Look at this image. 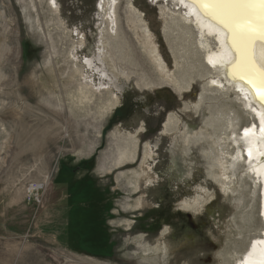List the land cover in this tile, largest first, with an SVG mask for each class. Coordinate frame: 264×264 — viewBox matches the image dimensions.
<instances>
[{
  "label": "rangeland",
  "instance_id": "1",
  "mask_svg": "<svg viewBox=\"0 0 264 264\" xmlns=\"http://www.w3.org/2000/svg\"><path fill=\"white\" fill-rule=\"evenodd\" d=\"M56 2L0 0V264H236L264 229L259 188L229 158L223 191L216 160L236 156L253 116L211 85L185 10L117 0L115 24L103 0ZM101 40L112 80L89 92L72 53L92 56ZM146 145L160 179L140 186ZM201 186L212 196L195 212Z\"/></svg>",
  "mask_w": 264,
  "mask_h": 264
},
{
  "label": "bare ground",
  "instance_id": "2",
  "mask_svg": "<svg viewBox=\"0 0 264 264\" xmlns=\"http://www.w3.org/2000/svg\"><path fill=\"white\" fill-rule=\"evenodd\" d=\"M105 1L106 0H103V2H101V8L104 9V4L110 5V9H113V15L110 13V19L112 23L117 24V19L115 17L117 0ZM159 1L169 2L174 0ZM175 1L185 10L183 19L190 22L198 33L197 42L199 46L205 50L204 63L209 66L214 73L210 79L211 85L215 88L228 87L229 89L232 88L235 90L238 98L246 107L245 109L251 113L248 112V114L253 116L251 123L243 126L238 138L234 139L235 143L241 144L238 146V153L236 156L222 151V153H220L221 155L217 158L216 166L219 172V177L217 178L219 180L216 179L217 182H220L219 185L223 191H230L232 185L235 183V172L231 171V167L235 163L230 161L229 158H235V162H242L245 167L242 174L246 175V173H248L249 177L251 176L250 178L253 180V184L259 188V217L264 224V99L261 98L264 89H261L257 83L254 82L256 78L249 79L245 77L242 79L240 78L239 71L234 72L232 70L233 66L238 63L239 54L231 42L232 32L225 24L221 23V20L218 19L217 16L220 15L227 18L228 14L234 11V9L214 7L210 3V0H202L201 3L194 2V0ZM53 3L57 5L56 0H53ZM248 23L254 25L253 21H248ZM113 28L114 27H112V29ZM144 33L147 38L145 44L156 66L163 74L170 76L171 70L159 46L155 40H153L152 34L149 30H145ZM211 41L215 43V47L211 46ZM239 43V40H237L238 46ZM81 51V48L75 49L72 55L76 60L75 72L83 76L86 84L85 87H90L89 92H94V90L101 91L109 88L112 78L109 71L108 53L105 49V42L101 40L98 51L92 56H84L83 60H80L78 55ZM253 51L255 64L259 69L264 70V41L257 39L254 42ZM100 74H102L103 77ZM96 76H100V78H98L100 80L99 84L96 83ZM135 137V139L138 140V136L136 135ZM135 146L133 150L129 152L121 150V158L125 157L134 160L136 157ZM149 146L145 149V156L142 161L143 173L140 174V179L138 181L140 186L143 182L150 181L157 183L160 179V176L150 166L149 158L153 157L155 153ZM44 184L45 183L38 184V188H42L45 186ZM211 196L212 195L206 187L201 186L196 192L195 197L187 201V207L195 212H199L203 210L207 200ZM141 202L143 205L147 204L146 199H143ZM236 264H264V229L259 235L252 238L247 250L242 257L238 258Z\"/></svg>",
  "mask_w": 264,
  "mask_h": 264
},
{
  "label": "snow or ice",
  "instance_id": "3",
  "mask_svg": "<svg viewBox=\"0 0 264 264\" xmlns=\"http://www.w3.org/2000/svg\"><path fill=\"white\" fill-rule=\"evenodd\" d=\"M201 3L202 0H194ZM217 8L234 9L227 18L217 16L221 23L232 32L231 42L239 54L238 63L233 71H239L240 78H256L255 83L264 89V70L255 64L253 45L259 39L264 41V0H210ZM248 21H253L249 24ZM239 40V46L237 45ZM264 99V93L261 96Z\"/></svg>",
  "mask_w": 264,
  "mask_h": 264
},
{
  "label": "built area",
  "instance_id": "4",
  "mask_svg": "<svg viewBox=\"0 0 264 264\" xmlns=\"http://www.w3.org/2000/svg\"><path fill=\"white\" fill-rule=\"evenodd\" d=\"M40 188H38V186H33L31 191L34 192V191H39Z\"/></svg>",
  "mask_w": 264,
  "mask_h": 264
}]
</instances>
